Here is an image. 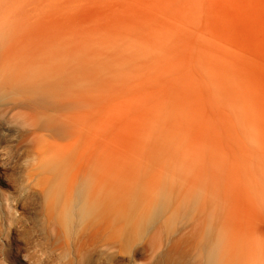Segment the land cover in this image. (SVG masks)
<instances>
[{
  "label": "rangeland",
  "instance_id": "rangeland-1",
  "mask_svg": "<svg viewBox=\"0 0 264 264\" xmlns=\"http://www.w3.org/2000/svg\"><path fill=\"white\" fill-rule=\"evenodd\" d=\"M89 1L0 0L1 49H16L19 57L18 61L21 65L45 66L47 68L51 67L50 69L53 70L60 69L58 71H61L68 79L71 78L70 80H72L73 78V81L79 83L83 98L81 109L85 115L82 116V123L86 131H88L87 128H90V132L94 129L97 132L98 140H100V157L103 160L98 166V173L102 178L98 202L100 204L98 219L101 228H99L100 233L97 234L98 252L96 256L83 264H206V249L209 250L211 247L212 258L210 264H264V181L262 180L264 179V149L258 148L259 142L264 143V134L252 135L233 131L235 136L232 135L231 131L225 133L220 131L221 135H219L218 130H214V128H211L212 126L235 125L236 119L234 117L237 119L238 117L235 114L232 115L231 109L228 107L224 108L227 111L225 117L221 119L218 116L220 120L216 117L217 115L199 116L192 113L196 108L200 111L204 109L203 112L206 113L211 110V103L206 100L202 91L199 90L193 93L191 99H188L189 104L185 100L182 101V104H187L185 106L192 113L188 117L183 116V121L187 119V121L185 120L187 123L189 120V124H187L191 130L195 128L192 130L194 132L190 130L191 133H189V127L187 128L184 121L182 123L185 125L181 123L182 129L179 127L181 124H176L177 130H175L176 126L174 124H170L166 126L167 128L165 127L166 132L169 134L167 135L164 131L166 129H161L162 133L164 132L162 134L160 126L157 130V124L161 120L160 117L157 120L156 117H153L154 120L150 117L154 114V108L157 106L159 99L175 96L171 85L172 78L170 72H167L171 70L170 63L161 60V63L156 65V69H158L152 70V63L150 65L149 62L145 67L139 66L140 68L136 67L131 71L125 70V72L121 70V72L111 62L113 58L111 57L112 49H97L98 47L102 48L104 45L92 41L90 34L93 31L92 28L99 31L102 29L101 32H104L99 23L103 21L119 28L117 26L119 19L126 17L128 14V10L124 9L125 4L127 5L126 8L129 9L130 2L132 3L133 0H125L127 3L121 0V3L123 2L121 6L117 4L120 3L118 0H112V3H110L111 0H103V2L102 0L101 2L95 0L97 3H102L103 7L106 5L105 2L108 1L110 6H108V3L105 9L99 6L100 3L95 6ZM128 1H130L129 4ZM225 1L227 7L223 10H225L224 15L227 19V29H224L226 43L228 41L227 44L232 45L233 48L227 46L229 50L224 51L222 49L223 57L226 56L224 53L229 51L228 57L224 58H228L229 63L235 62L243 65V68H245L243 71L244 77L249 82L250 87L251 84L248 79L252 72L257 77L264 75V69L259 68V66L264 65V60L262 61L264 59V0ZM207 2L209 8L214 9L211 0H207ZM233 8L236 9V13H233ZM121 11L125 12L121 13ZM82 16L85 18H82ZM258 17L262 19H260L262 27L260 21L257 20ZM255 18L257 19L255 20ZM256 21L259 23L257 22L258 25L255 24V26ZM89 25L91 28H89ZM92 25L94 26L92 27ZM209 25L201 23V29ZM215 29L223 30L217 27ZM89 40L90 42H88ZM241 49L250 52V54ZM209 50L211 52L209 60L215 64L219 61L217 58L218 55L220 57L219 50ZM173 52L177 53L178 50L173 49ZM91 56L94 58L91 59ZM105 66L106 68H104ZM185 67L188 68V65L185 64ZM141 69L146 70V72L148 69V72L151 73L149 74L150 77L147 74L146 77L142 73L143 82L139 80L140 75L138 78L136 76L140 71L144 72ZM224 70L223 68V74L225 73ZM102 71H104L103 74ZM212 75V80H215V83L219 82L220 75ZM150 78L155 81L150 80L149 84H151L148 86V80L146 79ZM129 79L130 81H128ZM140 81L144 85L147 82V87L144 88L147 90L139 86ZM262 86L263 94L264 85ZM148 87H151V89L149 90ZM249 90L243 91V95L245 98L253 100V95ZM262 90L259 89V93ZM144 94L146 95L144 96ZM134 95H141L138 96L139 98L137 97L139 103ZM132 97L135 98V101ZM143 99L148 101L149 104H147L148 102L144 103L145 100L143 101ZM150 100H153V103ZM132 102L135 103L133 104V111L130 108ZM136 103L139 105H136ZM143 105L145 106L143 107ZM138 106H140L139 109ZM221 106L219 105V107ZM143 108H147L148 111ZM257 108L260 113H264V109L260 108L258 103L257 107L252 106L251 102L240 104L239 109L244 111L242 120L246 118L244 123L251 120L249 111ZM84 112L89 114L87 115ZM141 112H146V116H149L150 113L152 115L148 118L145 114L140 115ZM170 118H175L172 119L171 123H175L174 120L176 119V123L178 120L181 122L180 117H170V115L165 116L161 122H169L171 121ZM249 118L250 120H248ZM258 121L264 126V115L262 113ZM216 122H219V124ZM151 123H155L156 129L155 127L151 128ZM148 126L150 130H155L154 132L157 130V133L152 131L151 138H146L149 141L144 138V135L149 131ZM146 128L148 129L146 130ZM144 129L145 132H143ZM90 132L88 133L90 134ZM159 133H161V138H159ZM169 135L172 136V139ZM248 136H250V140ZM8 138L9 141L0 144V169L11 166L18 156L30 153L32 148L35 147V143H21L19 146L14 147V137L8 136ZM241 138L244 140L241 141ZM48 140L54 142L51 138H48ZM38 143L39 141L36 144ZM83 143L85 146L89 145V142L85 139ZM1 146L3 147L1 148ZM47 148L50 153H55L59 147L55 144H48ZM11 151H13V155L7 157ZM112 178L114 181H119L113 187L107 184L109 179ZM250 180L253 182L252 185ZM154 181L157 184L159 182L157 187L154 186L155 189L151 186L152 184L155 185ZM162 185L163 187H161ZM242 185L244 189H242ZM0 186L10 189L5 183H0ZM161 189H164V192ZM251 190H253L252 194ZM170 193L172 196L168 195ZM170 197H172V201ZM173 198H176V200ZM170 204L173 205L171 209H169ZM111 205L113 208H111ZM142 206L144 212L140 213L139 209ZM101 212L103 214L100 217ZM105 217L106 222L104 221ZM4 239L5 234L1 235V243L4 242ZM13 246L20 249V254L25 255L27 261L10 260L9 262L8 260V262L2 261L1 263L42 264L34 260L33 248L25 245L23 241L17 240L13 243ZM57 257L56 255L53 256L49 264H62L63 257Z\"/></svg>",
  "mask_w": 264,
  "mask_h": 264
},
{
  "label": "bare ground",
  "instance_id": "bare-ground-1",
  "mask_svg": "<svg viewBox=\"0 0 264 264\" xmlns=\"http://www.w3.org/2000/svg\"><path fill=\"white\" fill-rule=\"evenodd\" d=\"M90 1L89 3H92V5L95 6L101 2L100 0V2L97 3V0H94L95 4L93 0L92 2ZM108 1H106L107 3L105 2L106 5L109 3ZM119 1L120 3L117 4H120L121 6L123 2L121 3V0H118V2ZM129 2L130 1H128V4ZM87 3L86 5H88ZM110 3H112V0ZM110 3L108 6H110ZM124 3L127 2L124 0ZM211 3L214 9L209 8L207 0H133L132 3L130 2L129 9L126 8V4V7L123 5L125 7L124 9L128 10V14L126 17L119 19L117 23L119 28H116L115 26L113 27L109 22L103 21L102 23H99L104 29V32H101L102 29L99 31L92 28L93 31L90 35L92 41L104 45L102 48L98 47L97 49H112L111 57L113 58L111 59V62L120 69V71H131L136 67L140 68L139 66L145 67L149 62L150 65L152 63V70H157L158 68L156 69V65L161 63V60L170 63L172 71L167 69V72H170L172 78L171 85L174 89L175 96L173 98L159 99L157 106L154 108L153 115L150 113L149 116H146V112L140 113V115L145 114L148 118L152 115L150 119L156 117L157 120V118L160 117L161 120H158L159 124H157V130L159 129V126L160 130L166 129V126L170 124H174L176 128L173 127L177 130L178 127L176 124H181L185 120L187 121V119H184L183 121V116L186 115L188 117V115L192 113L199 116H208L212 114L217 115V118L220 116L222 119V117H225V114H227V111L224 108L228 107L231 109V114H235L238 119L233 116L236 119V123L233 120L235 125L232 124L228 126L221 124V126L217 125L216 127L210 126L211 128H214V130H218L219 135H221L220 131H223L224 133L229 131L233 133L234 131L235 133L263 135L264 126L258 120L261 117V113L262 115H264V113H260L258 108V110H251L249 111L251 120L250 118L248 119L250 122L248 121L247 123H244V120L246 119L242 120L244 111H241L239 106L242 103L251 102L252 106L257 107L258 103L260 108L264 109V93L262 94L264 75L262 74L257 77V75L255 76L252 72L248 79L251 84L249 87V82L244 77L243 71L245 68H243V65L235 63L234 61V63H229V59L224 58L226 56L228 57L229 51L228 53H224L226 56L223 57L222 49L227 51L229 50L227 46H230V44H227L228 41L226 43V33L224 31V29H227V19H225V10H223V8L227 7V4L225 0H211ZM100 4L101 5L99 6L103 7L102 3ZM105 4L103 3V5ZM114 4L115 3L113 2V5ZM106 5L103 7L104 9L106 8ZM233 10V13L237 12L235 8H233ZM122 12L123 11H121V13ZM83 16L82 18H85ZM112 18L114 19V17ZM256 19L257 18H255V20ZM260 19L258 17L257 20L260 21ZM257 22L258 21H256L254 25H258L259 22ZM201 23L204 25H210L204 26L201 29ZM261 24L262 22L260 21V26L262 27ZM93 26L94 25H92V27ZM215 27L223 30H217ZM89 28H91L90 25ZM263 28H261V30H263ZM69 31H71V29H69ZM78 35L80 36L79 33ZM203 37H205L204 40H202ZM88 42H90V40ZM230 47L233 48L232 45ZM1 48L2 44L0 42V144L9 141L8 136H11L14 137V147L19 146L21 143H35V147L32 148L30 153L18 156L11 166H6L5 168L2 167V169H0V183H5V185L10 188L6 189L0 186V264H3L1 263L2 261L8 262V260L9 262L10 260H26L25 255L20 254V249L13 246V243L17 240H21L25 245L32 247L34 260L41 262L42 264H49L52 261L51 258L55 255L63 257L64 261L62 264H83L93 256H96L98 252L96 244L98 243L97 234L98 232L100 233V222L98 219V207L100 204L98 202L100 198V186L102 183V178L98 173V166L103 159L100 157V140L97 138V132L94 129L90 132V128H87L88 131H86L85 126L82 123V116L84 115L83 110L81 109V100L83 99L81 94L82 89L80 88L79 83L73 81V78L70 80L71 78L68 79L61 73V71L59 72L58 70L60 69L53 70L50 69L51 67L47 68L45 66L33 67L30 65H21L18 61L19 57L17 56L16 49ZM173 49H177L178 52H173ZM209 49L219 50L220 57L219 55L217 57L219 61L215 64L209 60L211 57ZM245 53L250 54V52L246 51ZM93 58L94 57L91 56V59ZM263 60L264 59H262V61ZM103 62L104 60L102 63ZM185 64L188 65V68L185 67ZM109 65L110 63L108 66ZM104 68H106V66ZM138 68L137 70L139 71ZM223 68L225 69L224 74L222 73ZM259 68L264 69V65L259 66ZM143 71L144 72L140 71L141 73L139 72V74L136 73L137 78L140 75L139 80L142 82L143 74L146 77L147 75L150 77L149 74H151L149 73L150 71L148 72V69V73L146 70ZM103 72L104 71L101 73L103 74ZM212 74L220 75L219 82L215 83V80H212ZM145 76L144 79L146 78ZM137 78L135 80L136 83L138 81ZM146 80H148V83L146 82L148 86L151 84H149V82H151L150 80H152V82L155 81L151 78ZM128 81H130V79ZM141 81V84L138 82L139 86H142L143 89L146 88L147 84L145 83L144 85ZM163 83L165 84L166 82L164 81ZM148 88L149 90L151 89V87ZM259 89L262 90L261 93H259ZM197 90L202 91L203 96L212 105H210L211 110L208 113L203 112L204 109L200 111V109L197 108L191 113L189 108L185 106L189 104L188 99H191L193 93ZM248 90L251 95H253V100H249L243 95V91ZM145 95L146 94H144V96ZM138 96L140 97L141 95H134L136 101L138 100L139 103ZM135 98H133L134 101ZM140 100L142 101V99ZM144 100L145 99H143V101ZM146 100L144 103L148 102ZM183 100H185L187 104H182ZM151 102L153 103V100ZM138 103H136V105H139ZM133 104L135 103L132 102L130 107L131 111L134 110ZM147 104H149V102ZM219 105L222 106L219 107ZM144 106L145 105H143V107ZM139 107L140 106H138V109ZM141 109L142 107L140 110ZM143 109L147 110V108ZM88 114L89 113H87V115ZM169 115L170 117H180L181 122L178 120L176 123V119L174 120L175 123H171L173 121L172 119L175 118H170L171 121L167 122L168 119L166 118L167 121L165 122L167 125L166 123H162L161 121L164 120L163 118ZM218 120L220 119L218 118ZM186 121L185 124L188 128L189 120L187 122L188 124ZM155 123H151V128L155 127L156 129V125L154 126ZM160 123L165 126H161ZM216 123L219 124V122ZM182 124L181 126L179 125L180 129L183 128ZM149 126L148 133H151H149L147 137L146 135L148 133H145V139L148 137L151 138V135H153V129L150 130ZM148 128H146V130ZM194 129L192 128V130ZM157 130L156 132H154L155 130L153 132L157 133ZM183 130L186 132L185 129ZM186 130L188 131V129ZM190 130L189 127V131ZM164 131L166 132L167 129ZM191 131L189 133H191ZM88 132H90V134ZM143 132H145V129ZM161 133H159V138H161ZM235 133L232 135H235ZM162 134H164V132ZM166 134L168 135L169 133L166 132ZM169 136L172 139V136ZM248 137L250 140V136ZM48 138H51L54 142H50ZM84 139L89 142L88 146L84 145ZM146 140L149 141V139ZM243 140L244 139L241 138V141ZM38 141L39 143L36 144ZM246 141L244 142L246 143ZM48 144H55L59 148L55 153H50L47 148ZM258 145V148L264 149V143L259 142ZM2 147L3 146H1V148ZM11 154L13 155V151H11L7 157ZM251 180L250 182L253 181ZM262 180L264 181V179ZM108 182L109 183H106L111 187H113L116 182L119 183L117 180L114 181L113 178L109 179ZM154 184L155 185H151L153 188L154 186L157 187L159 182L157 184L154 181ZM257 184L259 185L260 183ZM161 187H163V185ZM242 189H244L243 185ZM252 192L253 190H251V194ZM168 195L172 196L171 193ZM175 197L177 198V196ZM176 198L173 199L176 200ZM170 199L172 201V197H170ZM172 204H170V208H167L171 209V206L174 205ZM176 205L178 206V204ZM111 208H113L112 205ZM143 209V206L140 207L139 212H144L142 211ZM101 214L103 213L101 212L99 214L100 217ZM104 219L103 220L106 222V217ZM4 234V242L2 241L1 243V235ZM210 249H206V264H210L211 262L212 252Z\"/></svg>",
  "mask_w": 264,
  "mask_h": 264
}]
</instances>
